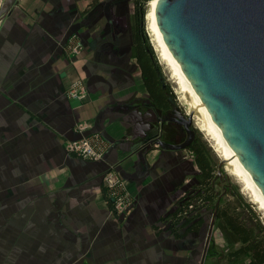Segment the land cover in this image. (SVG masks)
<instances>
[{
	"label": "crops",
	"instance_id": "1",
	"mask_svg": "<svg viewBox=\"0 0 264 264\" xmlns=\"http://www.w3.org/2000/svg\"><path fill=\"white\" fill-rule=\"evenodd\" d=\"M88 4L15 0L0 20V218H30L0 225V234H19L0 241V264H194L202 225L175 237L159 218L197 168L179 149L145 148L151 113L158 135L163 124L142 78L137 84L139 66L123 50L91 46L73 59L60 48L68 34L92 27L75 18L87 17ZM88 35L83 43L99 39ZM84 79L86 99L69 97L68 87ZM90 133L107 144L101 159L65 151V140ZM109 168L128 193L121 211L103 195Z\"/></svg>",
	"mask_w": 264,
	"mask_h": 264
},
{
	"label": "water",
	"instance_id": "2",
	"mask_svg": "<svg viewBox=\"0 0 264 264\" xmlns=\"http://www.w3.org/2000/svg\"><path fill=\"white\" fill-rule=\"evenodd\" d=\"M14 3L2 0L0 20ZM153 17L182 75L264 198V0H156ZM191 115H180L186 140L147 137L145 148H186ZM213 223L214 212L204 246Z\"/></svg>",
	"mask_w": 264,
	"mask_h": 264
},
{
	"label": "rangeland",
	"instance_id": "3",
	"mask_svg": "<svg viewBox=\"0 0 264 264\" xmlns=\"http://www.w3.org/2000/svg\"><path fill=\"white\" fill-rule=\"evenodd\" d=\"M81 1L83 2L86 1V3L88 2L89 3L88 5H90L86 9H83L87 17L86 16L83 17L81 14L80 16L77 17L75 16V18H79L78 21H84L85 19H88V21H94V22L93 24H91L92 27L86 31H84L83 29L82 32H80V29L76 30V32H74L73 34H74V40L75 41L78 40V42H73V37H71V44H70L71 47L65 48V51L61 49L62 52L75 59V57L77 56L80 57V54L84 49L88 50L91 46H93V48L96 47V49L98 50H106V49L123 50L124 52H126L127 61H129L132 67L134 66V63L137 64V62L134 61L132 51L134 45L133 36L135 35V32L138 30L137 25L139 24V32L142 35L141 41L145 52H147L148 56H150L154 61V64L160 69L165 82L168 84V86L172 91L176 106L182 112V114L185 115V113L188 112L187 111L188 106L185 103V101H183V98L181 97V94L177 89L176 83L173 81L174 79L170 75V72L168 71L167 67L158 57L156 46L155 44H153L154 42L152 41L151 33L147 28L146 17L148 12V2L150 0H81ZM136 1H138V4L141 5V11H142L141 16L138 19H137V15H139V8H135L137 7V4L135 3ZM90 8L91 10L95 8V10L91 12ZM95 21H98V23H96ZM84 33H88L89 34L88 37L97 34L99 39L97 38L96 42L97 41L98 42L97 43L95 42L96 44L94 42L90 44V41L88 43L87 42L83 43L80 36H83ZM114 60L115 58L113 59V61ZM74 65L78 67L76 62L74 63ZM107 65L109 64L102 63L101 67H105ZM137 65L135 66L138 67ZM136 73H137L136 74L137 84L139 83L140 86L141 77L139 76L138 71ZM79 82L80 85H78L77 87L79 86L84 87L83 90H85L86 87L85 79L82 81L79 80ZM74 87L75 86L71 84L70 87H68V90L73 91L75 89ZM143 91H145V89ZM82 93L83 91H76L75 94L77 95V97H79ZM83 99H86V93L84 94ZM191 125H192V130H194L196 134L194 141H200L199 143H201L204 149L209 152L210 160L212 162H215L214 163L215 173L212 183L215 191L218 194L219 202H222L225 199L232 200L233 204L236 207L235 208L236 212L239 213L240 216H242L248 223L252 225L257 224L264 226V210L253 199L250 192L249 193L247 192L248 190L242 185V183H240V181L236 179L233 175L228 173V171L225 169V163L219 164L221 157L213 149L214 147L213 142L212 140H210V136L207 134V132L203 130L201 126H199L196 122H193ZM164 128H166V131L168 132L170 131V128H167V126H165ZM167 136H168L167 139L171 140V136L169 134H167ZM179 150L180 152L178 153H182L181 155L182 159L185 160L190 158L193 159L192 151L186 148H182ZM217 165H218V170H217ZM111 178L108 179L109 183L113 182V179ZM186 178L189 187L191 186L192 182H194V175L192 177L190 172V175H188ZM120 183H121L120 185L114 183V185H110V186H108L107 184L108 186V189L106 190L107 195L110 191L113 190L115 191V195L117 196H122V195L128 196V193L122 190V187L124 186L122 180ZM185 189H186V185L184 191ZM184 191L181 195L184 194ZM199 212L203 216L204 220L201 224L202 230L199 235L201 238L200 240L201 243L199 244V255H198L199 257L194 258V264H244L248 260L249 255L244 254L237 257L236 259H230L228 253L232 251L237 246V244L226 242L220 231L215 227L214 223L212 225L211 233L208 237L207 244L204 246L206 229L212 214V207L200 208ZM28 220H30V218L29 219L21 218L18 220L15 218H7V219L0 218V225L3 224L2 222H4V224H7L9 226H15L16 222L25 223ZM14 236L19 238L18 233H15V235L10 233L0 234V241L2 240V238H4V241H10V239ZM203 248H204V253L202 256Z\"/></svg>",
	"mask_w": 264,
	"mask_h": 264
},
{
	"label": "trees",
	"instance_id": "4",
	"mask_svg": "<svg viewBox=\"0 0 264 264\" xmlns=\"http://www.w3.org/2000/svg\"><path fill=\"white\" fill-rule=\"evenodd\" d=\"M141 16V5L135 2ZM139 5V6H138ZM136 10V9H135ZM138 12V9H137ZM138 30L133 36V56L140 69L142 82L151 93L152 99L159 106H165L164 97L160 92L159 82L154 75L149 56L142 46V35ZM200 141L189 143L186 149L192 151L193 161L197 167L194 182L185 189L183 195L177 196L172 209L161 216L159 220L168 219L166 228L175 236H181L190 231H197L203 222L200 208L212 207L214 224L228 243L237 246L228 253L230 259L248 254L249 258L244 264H264V226L248 223L239 213L232 200L225 199L219 202L217 192L213 187L214 163L210 160L209 152L204 149ZM105 196L107 205L114 210L111 200ZM182 228L179 232L178 228ZM157 228V227H156Z\"/></svg>",
	"mask_w": 264,
	"mask_h": 264
},
{
	"label": "bare ground",
	"instance_id": "5",
	"mask_svg": "<svg viewBox=\"0 0 264 264\" xmlns=\"http://www.w3.org/2000/svg\"><path fill=\"white\" fill-rule=\"evenodd\" d=\"M156 0H150L148 2V12H147V28L151 33L152 41L154 42L157 50L158 57L165 64L170 75L176 83L177 89L183 98V101L188 106L187 111L192 112V123L196 122L203 130L207 132L210 136V140L213 142V149L217 154L224 160L225 169L229 174L233 175L236 179L242 183V185L248 190L247 192L251 194L253 199L260 205L264 210V198L252 182L249 174L246 172L245 168L239 163V160L232 154V152L227 148L223 134L216 127L214 122L209 117L207 111L204 109L196 95L194 94L192 87L188 81L182 75V72L172 57L171 53L165 46L161 35L159 34L157 27L155 25L153 17V7Z\"/></svg>",
	"mask_w": 264,
	"mask_h": 264
},
{
	"label": "built area",
	"instance_id": "6",
	"mask_svg": "<svg viewBox=\"0 0 264 264\" xmlns=\"http://www.w3.org/2000/svg\"><path fill=\"white\" fill-rule=\"evenodd\" d=\"M71 37H73V42H78L74 40V34H68L66 38L64 39L63 42L59 43L60 48L65 51V48L71 47ZM70 39V40H69ZM71 51V50H70ZM68 56V55H67ZM70 57V56H68ZM73 86H75L73 91L67 90L66 93L69 97L73 98H81L83 99L84 94L86 93L84 87H77L80 85V82L77 81L75 83H72ZM76 91H83V93L77 97L75 94ZM74 130L81 132L85 128V124L82 122H77L74 126ZM64 149L67 153H70L74 156L83 158V159H88V160H99L102 158L105 149L107 148L106 142L101 138V136L98 133H90L88 135H82L76 139H70V140H65L64 141ZM112 177V178H111ZM103 178L105 180V184L107 186L114 185V183L120 185L121 180L118 176L114 174V171L111 169H108L105 171ZM113 179L112 183L108 182V179ZM107 186V188H108ZM183 193V192H182ZM107 195V193H106ZM107 197L111 200V203L113 204L114 210L115 211H121L122 208L129 203L128 201V196L122 195V196H117L115 195V191H110L107 195Z\"/></svg>",
	"mask_w": 264,
	"mask_h": 264
},
{
	"label": "flooded vegetation",
	"instance_id": "7",
	"mask_svg": "<svg viewBox=\"0 0 264 264\" xmlns=\"http://www.w3.org/2000/svg\"><path fill=\"white\" fill-rule=\"evenodd\" d=\"M149 60H150L152 69L154 71V75L159 82V88H160V92L162 93L164 97L165 106L157 105V103L152 99L151 97L152 95L150 91L149 92L147 91V97L150 100V106H152L154 109L161 108L160 111H158V113L156 112L159 115L158 122H161L163 124L159 129L161 133L163 134L165 133V136L169 134L171 136V140L162 139L160 136L161 133L160 135H158V131L156 130L157 126H155L156 119L154 117L155 116L154 113H151L152 115L151 122L153 125L151 126L152 133H150L148 137L149 138L156 137L157 139H159L160 141L164 143H175V142L180 143L186 140L190 136V133L187 130H185V127H183V125L181 124L180 115H183V114L176 106L172 91L170 87L168 86V84L165 82L160 69L154 64V61L152 60L150 56H149ZM161 110H163V112H161ZM165 126H167V128H170L169 132L166 131V128H164ZM188 129L191 130V138L189 141L191 143V142H194L196 134L194 130H192V125H189ZM153 144H156V143H151L150 146H152Z\"/></svg>",
	"mask_w": 264,
	"mask_h": 264
}]
</instances>
